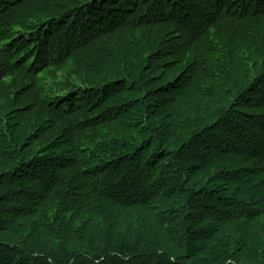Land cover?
Returning a JSON list of instances; mask_svg holds the SVG:
<instances>
[{
	"label": "trees",
	"instance_id": "trees-1",
	"mask_svg": "<svg viewBox=\"0 0 264 264\" xmlns=\"http://www.w3.org/2000/svg\"><path fill=\"white\" fill-rule=\"evenodd\" d=\"M238 1L151 22L163 0H0V264H264V121L236 101L264 44L228 49L263 29L264 0ZM233 15L225 39L212 21ZM75 20L105 28L46 59ZM221 73L233 107L197 106Z\"/></svg>",
	"mask_w": 264,
	"mask_h": 264
},
{
	"label": "rangeland",
	"instance_id": "rangeland-1",
	"mask_svg": "<svg viewBox=\"0 0 264 264\" xmlns=\"http://www.w3.org/2000/svg\"><path fill=\"white\" fill-rule=\"evenodd\" d=\"M163 2H164V8L161 11L156 13L155 18H153L151 20V22H154V21L158 20L159 18H161L163 16L171 17L172 21H175L177 18L180 17L179 7L176 6V3H178L177 0H163ZM238 2H241V0H239ZM236 4H239V3H236ZM243 6L246 7L247 4L245 3ZM256 7L258 8V10H260L262 8V4L258 5ZM153 10L154 9H148L147 8V10H145L144 8H140V10L138 12H140V13L143 12L144 14L151 15V14H155V13H153ZM240 16L241 15H233L231 17V20L225 21L223 23H219L216 19H214L212 22H213V24H215V26H214L215 29H217L219 32H222V33L225 34L224 38L226 39L227 35L230 34V30L234 26L244 22V19H241ZM64 22L65 21H63L62 23L64 24ZM62 23H60L58 25L57 24L53 25V27L49 30V32L47 34V41L45 43H43L44 47L47 50L46 53H45L46 59L48 57L56 58L58 56V54L64 53L69 48H71L73 46H76L79 43H81L84 39H86V37H91L95 33L98 34L102 29L105 28L103 24L101 26L95 27V28H85L84 24H81V23L77 22V20H75L73 22V24L71 25L69 31H67L65 33V35H63L62 38L66 39V41L63 44V46L60 48V47H58V43L55 41L54 30L59 25H62ZM172 28H173V26H171V29ZM154 35L155 34L153 32L152 36H154ZM33 37L42 39V35L36 34V33L33 34ZM24 38H22V39H24ZM217 43L220 46H223L225 44L223 42H217ZM257 43H259V44L261 43L262 45L264 44V27H263L262 30H256V31H253V32H251V30L249 31V29H247V28L242 29L241 30V35L238 37V44L229 46L228 49L230 51V48L237 47L239 45L244 47V48H251V47H254ZM127 45L128 44L126 43V41H124V43L116 49V52L126 62H137L136 51H137V49H139V46L137 45L132 50H129L127 48ZM257 49H262L263 50L264 46H263V48L261 47V48H257ZM211 50L213 51V53L215 54L216 58L218 59L220 57V54H221L220 50L219 49H215V48L211 49ZM259 52H260V50H259ZM240 58L244 60V62H240L242 64H244L247 61V60H245L244 55L240 56ZM39 60H35L34 66L36 68H39L41 66V63H39ZM33 62H34V60H33ZM216 63H217V74H219L220 73V69L223 70V68H221L222 65L219 64L218 61ZM240 63H235L236 69L238 71H240L239 74L236 75L234 70H232V68H231L232 72L235 74L234 78L236 77V80H238L236 84L239 85V86L241 85V83L243 81L237 79V76L242 74V73H245L246 71H248L250 69V67L244 66V65H242ZM259 63H263V60H261V62H259ZM201 64H203L202 60L199 61V65H201ZM204 65H205V63H204ZM252 67H253L252 68V73H253L252 74V78H253L254 74L257 73V71H259V70H255V65L252 66ZM246 68H247V70L243 71ZM219 79H220V81H210V82L206 83L207 88H206V91L201 94L202 98L193 101L197 106L205 105L207 101H204V100H211V99H214L217 96L223 94V100L221 102H219L221 104L222 108H223V111H226V110L231 109L233 107L232 106L233 96H229V94L226 92L227 87L230 85V82H231L232 79H230L229 77L225 78V76L222 73H221V76L219 77ZM235 81H232L231 84L233 82H235ZM47 82H48V79H47ZM115 87L116 86H114V88ZM241 99L243 101V106H242L243 108L248 107V105H253L254 107L257 108V111L253 112L249 116L250 120L248 122H246V124H248V126H252V125L257 124L260 121H264V108L256 106V104H263L264 103V102H261L262 100H264V75H262L256 82L253 83L252 89L249 88L248 90L242 92L241 95H239L237 97V100H236L237 103ZM216 100L217 99L213 100V103H214V101L216 102ZM184 109H185V107H181L180 111L184 110ZM234 126H236V124L235 125H231V128H233ZM263 126H264V122H263ZM257 140H264V137L263 138H257ZM231 141L232 140L230 139L228 142H231ZM261 147L264 150V147L263 146H261ZM263 176L264 175H262L261 177H263Z\"/></svg>",
	"mask_w": 264,
	"mask_h": 264
}]
</instances>
